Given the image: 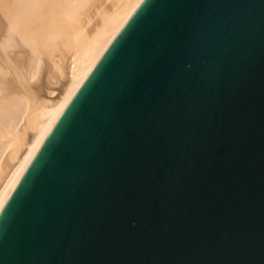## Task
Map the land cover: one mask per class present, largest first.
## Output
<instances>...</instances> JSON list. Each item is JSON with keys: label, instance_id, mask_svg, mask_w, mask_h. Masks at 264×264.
<instances>
[{"label": "water", "instance_id": "water-1", "mask_svg": "<svg viewBox=\"0 0 264 264\" xmlns=\"http://www.w3.org/2000/svg\"><path fill=\"white\" fill-rule=\"evenodd\" d=\"M0 264H264V0H143L4 204Z\"/></svg>", "mask_w": 264, "mask_h": 264}, {"label": "bare ground", "instance_id": "bare-ground-1", "mask_svg": "<svg viewBox=\"0 0 264 264\" xmlns=\"http://www.w3.org/2000/svg\"><path fill=\"white\" fill-rule=\"evenodd\" d=\"M142 1L0 0V212Z\"/></svg>", "mask_w": 264, "mask_h": 264}, {"label": "rangeland", "instance_id": "rangeland-1", "mask_svg": "<svg viewBox=\"0 0 264 264\" xmlns=\"http://www.w3.org/2000/svg\"><path fill=\"white\" fill-rule=\"evenodd\" d=\"M81 8H82V7H81ZM81 8H80V10H82ZM83 8L85 9V7H83ZM80 10H78V11L80 12ZM78 11H77V14H78V15L82 13V12L79 13ZM82 11H83V10H82ZM82 14H83V13H82ZM38 77H39V76H38Z\"/></svg>", "mask_w": 264, "mask_h": 264}]
</instances>
